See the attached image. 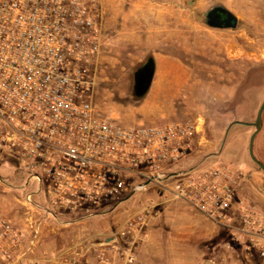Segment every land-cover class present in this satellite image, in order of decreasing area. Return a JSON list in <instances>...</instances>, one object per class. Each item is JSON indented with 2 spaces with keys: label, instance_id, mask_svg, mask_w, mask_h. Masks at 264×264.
<instances>
[{
  "label": "built area",
  "instance_id": "built-area-1",
  "mask_svg": "<svg viewBox=\"0 0 264 264\" xmlns=\"http://www.w3.org/2000/svg\"><path fill=\"white\" fill-rule=\"evenodd\" d=\"M100 5L0 0V168L13 162L20 170L14 183L30 215L77 222L110 214L137 192L154 189L166 200L187 202L264 261V191L253 187L243 166L195 161L205 139L200 117L128 126L98 110ZM163 203H142L95 260L72 253L68 264H112L118 250L123 264H134L135 247ZM32 224L0 214L5 264H45L27 254L38 235Z\"/></svg>",
  "mask_w": 264,
  "mask_h": 264
},
{
  "label": "rangeland",
  "instance_id": "rangeland-1",
  "mask_svg": "<svg viewBox=\"0 0 264 264\" xmlns=\"http://www.w3.org/2000/svg\"><path fill=\"white\" fill-rule=\"evenodd\" d=\"M113 1L130 11L138 0H101L104 41L94 90L98 110L128 126L200 117L205 139L195 161L245 166L260 177V184L264 171L249 153L255 127L234 122H254L264 101V0H178V33L169 42L157 40L153 32L151 40H140L137 15L132 14L128 20L123 11L116 12L114 21L107 10ZM216 4L225 5L237 15L236 28L212 27L205 22V12ZM148 60L155 65L153 82L147 94L137 97L135 74ZM262 118L254 153L264 163V111ZM9 172H0L1 192H8ZM154 195V189L137 192L115 211L125 218L142 203L155 199ZM175 206L186 209L177 216L173 248H166L163 256L171 250L179 260L196 257L199 264L206 260L217 264H264L241 248L226 229H219L181 201ZM115 214L104 217L114 223L120 218ZM160 224L156 221L151 226ZM210 229L215 232L208 237ZM168 231L164 228L157 232L155 240H165ZM200 240L204 241L198 247ZM0 264H5L1 256Z\"/></svg>",
  "mask_w": 264,
  "mask_h": 264
},
{
  "label": "crops",
  "instance_id": "crops-1",
  "mask_svg": "<svg viewBox=\"0 0 264 264\" xmlns=\"http://www.w3.org/2000/svg\"><path fill=\"white\" fill-rule=\"evenodd\" d=\"M202 1L205 0H198V3ZM108 5L110 6H108L107 10L110 15L112 14L114 21L116 19V12L120 13V11H123V17L125 19L128 18V20L132 17V14L137 15L139 23L138 37L142 41L147 42L151 40L150 36L153 33L155 34L154 37L159 41L169 42L174 39L173 35L177 36L180 8L178 0H138L137 6L134 7L135 11L131 9L130 11H126L123 7L116 6L115 1L113 3L110 2ZM103 12H106L105 9H103ZM127 23L128 21H124V24ZM151 26H154V28L152 29ZM243 168L250 172L253 187L264 191V180L259 184L258 179L260 177L255 176L245 166ZM7 169L10 170V187L6 188L8 192L0 191V214L27 228L29 220H32V225L34 229L38 230V235L34 239L32 252L27 253L28 257L45 264H68L67 259L72 256V253H75L74 255L82 259L95 260L101 250L105 248L104 245L107 240L120 236L118 231L122 228L123 219L126 217L118 216L121 213L116 212L117 208H115L116 211H113L116 213L114 217L120 218H117V221L115 220L114 223L107 221V217L104 216L88 218L77 222L72 221L73 219L69 216L53 217L42 212L41 214L34 213L31 216L23 198L22 188H16V184L14 183L15 180L20 181L21 179L20 170L14 166L13 162H9L7 166L0 168L1 175ZM3 180L1 179L4 184ZM154 196L164 203L159 215L148 225L143 238L135 247L136 262L134 264H199V260L196 257L193 260L184 259L181 261L173 255L171 250L168 251V255L163 256L162 254H166V248H173L175 225L179 220L177 216L183 209H186L183 206L176 207L175 205L178 201L185 203L187 207L200 213L207 220L209 219L183 200H166V198L156 193ZM39 201L44 205L43 198H40ZM120 219L123 221L121 220V222ZM156 221H159L161 224L157 227L151 226ZM214 224L220 229L221 226L216 223ZM164 228H168L169 230L166 239L155 240L157 232L159 233ZM215 231H217L216 228ZM215 231L214 229H210L208 237ZM120 239L121 243H123L124 238ZM204 240H200L197 246L199 247ZM162 250L164 251L162 252ZM112 255L115 257L112 264H123V256L120 250L117 253H112ZM112 255H109V257ZM162 259H164L163 262L161 261ZM214 264L217 263L214 262Z\"/></svg>",
  "mask_w": 264,
  "mask_h": 264
},
{
  "label": "water",
  "instance_id": "water-1",
  "mask_svg": "<svg viewBox=\"0 0 264 264\" xmlns=\"http://www.w3.org/2000/svg\"><path fill=\"white\" fill-rule=\"evenodd\" d=\"M217 12H220L223 15L222 17L223 19L220 21L218 18L214 17ZM238 21L239 20L237 15L223 4H216L205 12V22L212 27L236 28L238 25ZM144 65L145 66L142 67L143 72L140 73L139 76L135 79L134 93L137 97H142L148 93L154 77V70H155L154 62L152 61L151 63L150 60H148ZM263 111H264V101L262 102L258 110L254 122L250 123V122L236 121L234 123H242V124L252 125L255 127V131L250 137L249 153L251 158L264 171V163L260 159H258L254 153L255 139L258 133L260 132L263 124V118H262ZM204 264H214V262H212L211 260H206Z\"/></svg>",
  "mask_w": 264,
  "mask_h": 264
},
{
  "label": "flooded vegetation",
  "instance_id": "flooded-vegetation-1",
  "mask_svg": "<svg viewBox=\"0 0 264 264\" xmlns=\"http://www.w3.org/2000/svg\"><path fill=\"white\" fill-rule=\"evenodd\" d=\"M214 17L218 18L219 21L223 19V18H222L223 15H222L220 12H217V13L215 14ZM150 62L152 63V60H150ZM144 66H145V65H144ZM144 66H142V67H144ZM142 67H141L140 69L137 70V72H136V74H135V79L139 76L140 73L143 72Z\"/></svg>",
  "mask_w": 264,
  "mask_h": 264
}]
</instances>
